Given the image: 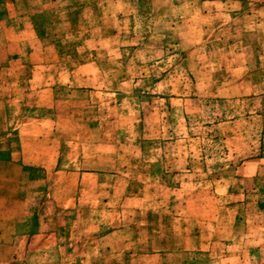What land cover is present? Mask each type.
<instances>
[{
  "label": "rangeland",
  "instance_id": "1",
  "mask_svg": "<svg viewBox=\"0 0 264 264\" xmlns=\"http://www.w3.org/2000/svg\"><path fill=\"white\" fill-rule=\"evenodd\" d=\"M0 264H264V0H0Z\"/></svg>",
  "mask_w": 264,
  "mask_h": 264
}]
</instances>
